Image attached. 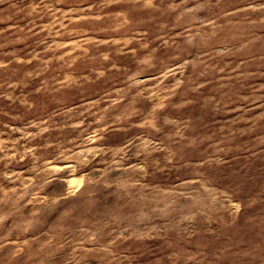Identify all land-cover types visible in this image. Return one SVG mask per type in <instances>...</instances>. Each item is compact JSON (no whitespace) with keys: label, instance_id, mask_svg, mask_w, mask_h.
Masks as SVG:
<instances>
[{"label":"rangeland","instance_id":"374dc122","mask_svg":"<svg viewBox=\"0 0 264 264\" xmlns=\"http://www.w3.org/2000/svg\"><path fill=\"white\" fill-rule=\"evenodd\" d=\"M0 264H264V0H0Z\"/></svg>","mask_w":264,"mask_h":264},{"label":"bare ground","instance_id":"6f19581e","mask_svg":"<svg viewBox=\"0 0 264 264\" xmlns=\"http://www.w3.org/2000/svg\"><path fill=\"white\" fill-rule=\"evenodd\" d=\"M75 183V182H74ZM76 183H77V181H76ZM76 185V184H75Z\"/></svg>","mask_w":264,"mask_h":264}]
</instances>
